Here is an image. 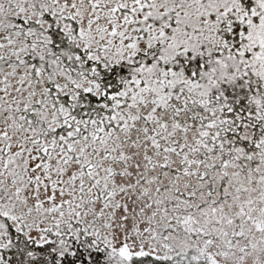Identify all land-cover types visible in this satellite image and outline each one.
I'll return each instance as SVG.
<instances>
[{
	"label": "snow or ice",
	"instance_id": "snow-or-ice-1",
	"mask_svg": "<svg viewBox=\"0 0 264 264\" xmlns=\"http://www.w3.org/2000/svg\"><path fill=\"white\" fill-rule=\"evenodd\" d=\"M0 264H264V0H0Z\"/></svg>",
	"mask_w": 264,
	"mask_h": 264
}]
</instances>
